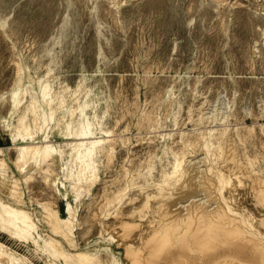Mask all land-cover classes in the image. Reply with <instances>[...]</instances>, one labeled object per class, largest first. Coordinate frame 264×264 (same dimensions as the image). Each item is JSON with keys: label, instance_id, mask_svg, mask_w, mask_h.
Segmentation results:
<instances>
[{"label": "bare ground", "instance_id": "obj_1", "mask_svg": "<svg viewBox=\"0 0 264 264\" xmlns=\"http://www.w3.org/2000/svg\"><path fill=\"white\" fill-rule=\"evenodd\" d=\"M46 1L30 9L32 20L44 10L53 21L59 6L55 0ZM106 1L116 9L125 0ZM146 3L137 9V18H143L146 24L142 27L153 38V29L161 26L157 21L166 17L169 10L166 0ZM30 4H25L24 14ZM175 12L170 20L179 25V11ZM169 17L161 20V24L165 25ZM3 25L4 19H0V26ZM16 63L15 81L3 99L9 116L0 118V124L6 140L12 144L20 142L13 154L0 148V188L7 189V199L0 197V225L13 237L31 242L46 254L45 264H122V261L110 248L104 257L94 253L93 248L89 250L91 253L72 254L63 250L59 239L43 235L38 229L33 212L25 208L32 201L37 204L34 209H40L43 221L65 241L74 237L78 225L83 224L85 229L97 223L100 238L114 240L123 247L128 264H264V170L254 156L239 148L238 142L248 140L252 129L240 132L231 126L233 113L223 107L220 93L207 110L199 106L195 117L188 104L186 116L192 127L187 132L177 131L176 135L173 131L159 130L164 123L159 112L145 111L141 121L146 124L139 122L138 127L145 124L150 129L145 132L153 134L147 135L142 130L144 134L141 132L135 139L137 144H146V151L130 159L129 138L116 135L106 125L109 101L98 113L101 102L94 99L91 85L78 80L74 89L66 85L56 88L52 64L38 74L36 68L30 73L26 66ZM169 91L172 94V88ZM104 99L102 96L101 100ZM261 109L264 116V107ZM171 121L173 126H180L176 116ZM127 127L120 130L125 132ZM54 136L62 141L52 139ZM121 147L126 153L122 155V165L119 164L121 169L115 171V176L109 174L100 180V172L112 167ZM34 185L45 189L48 196L42 200L34 198L31 195ZM113 187L115 193L110 195ZM90 195L95 200L84 222H80L77 208L81 199ZM57 199L64 201L62 208ZM125 201L127 206L122 207ZM0 264L31 263L0 240Z\"/></svg>", "mask_w": 264, "mask_h": 264}, {"label": "rangeland", "instance_id": "obj_2", "mask_svg": "<svg viewBox=\"0 0 264 264\" xmlns=\"http://www.w3.org/2000/svg\"><path fill=\"white\" fill-rule=\"evenodd\" d=\"M27 2L31 4L27 14H24ZM39 2L45 4L47 1H0V19H4V25L0 26L1 120L9 116L3 99L8 96L9 88L15 81L17 61L26 66L30 73L36 68L38 74L52 64L56 88L66 85L74 89L78 80L91 85L95 92L94 99L98 98L101 102L98 113L102 105L109 101L106 125L112 127L116 135L123 134L129 138L130 159H136L146 151V144L136 142L141 132L144 134L150 130L146 128V122L141 121L145 111L159 112L164 121L159 130L163 133L173 131L176 135L177 131L187 132L192 127L191 120L186 116L188 104L194 109L192 115L195 117L199 106L207 110L220 93L223 107L229 112L232 110L231 126L237 127L240 132L246 128L252 129L248 140L238 142L239 148L254 156L264 170V116L260 113L261 106L264 107V0H166L170 13H166V17H170L165 25L161 24V20L163 22L166 17L157 21L161 26L153 29V38L148 29L142 27L146 24L143 18H137V9L145 6L147 0H125L116 9L106 0H55L59 11L52 22L44 10L32 20L30 9H34L33 6ZM174 9L179 11V25L170 20L176 13ZM12 30L16 32L12 33ZM148 68L150 72L145 71ZM102 96H105L104 100H101ZM175 116L178 121L180 119V126L172 125L171 120ZM139 122L145 123L143 127H138ZM126 126L125 132L120 130ZM4 130L0 124V148L13 154L15 145L20 141L12 144L6 140ZM52 139L62 141L58 136ZM125 154V148L117 149L112 167L100 172V180L109 174L116 175ZM11 169L17 174L12 165ZM123 183L124 178L120 180V185ZM114 191L113 187L110 195ZM6 194L7 189L0 188L2 199H7ZM31 195L42 200L48 196V192L34 185ZM24 199L26 201V195ZM92 199L91 195L81 199L77 208L80 222H84L90 211L91 203L95 200ZM56 203L62 208L64 201L57 199ZM126 204L125 201L122 207H126ZM25 206L33 212L40 232L59 239L66 252L91 253L89 250L93 248L94 253L99 252L104 257L110 248L120 257L122 264L129 263L123 247L114 240L100 238L97 223L93 222L91 227L85 229H82L83 224L78 225L74 237L65 241L43 221L40 209H34L37 206L34 201L32 205L26 203ZM0 240L25 255L31 264H45L47 261L46 254L31 242L13 237L1 225Z\"/></svg>", "mask_w": 264, "mask_h": 264}]
</instances>
